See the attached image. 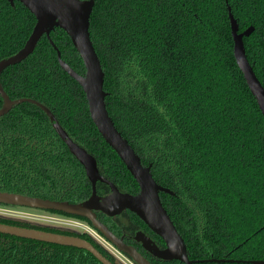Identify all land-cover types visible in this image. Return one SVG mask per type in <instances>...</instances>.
<instances>
[{
    "label": "trees",
    "instance_id": "obj_1",
    "mask_svg": "<svg viewBox=\"0 0 264 264\" xmlns=\"http://www.w3.org/2000/svg\"><path fill=\"white\" fill-rule=\"evenodd\" d=\"M229 8L240 33L254 27L244 45L264 87V0H95L90 35L109 115L155 181L173 192L161 201L188 250L264 258V115L234 56ZM35 25L22 3L0 0V61L24 47ZM51 40L85 75L67 33L56 28ZM57 50L42 37L25 61L2 73L4 91L48 108L102 176L121 193L138 194ZM36 103L16 104L0 118V191L82 203L92 184ZM78 235L116 262L87 233ZM0 264L102 263L85 250L0 234Z\"/></svg>",
    "mask_w": 264,
    "mask_h": 264
},
{
    "label": "water",
    "instance_id": "obj_2",
    "mask_svg": "<svg viewBox=\"0 0 264 264\" xmlns=\"http://www.w3.org/2000/svg\"><path fill=\"white\" fill-rule=\"evenodd\" d=\"M11 5L15 2L22 3L36 18L34 30L24 47L15 55L0 61V95L3 106L0 108V118L8 114L16 104L23 102L36 103L30 99L11 100L1 85L2 73L11 66L25 61L35 50L37 44L46 36L57 50L51 40V33L60 28L70 37L75 49L82 58L86 73L80 75L62 60L61 53L57 50L61 68L73 78L83 89L89 106L91 119L105 142L117 153L126 168L139 186V193L130 195L121 193L118 188L104 178L98 169L96 159L84 148L76 144L60 126L56 117L45 106L36 103L49 117L56 133L68 147L70 153L84 167L89 181L92 183V195L83 203H70L67 201H51L37 197H29L16 193L0 192V204L27 207L36 210L62 212L71 216L87 219L92 226L101 233L120 252L128 255L136 264H150L134 249L127 247L109 229L97 220L95 211H101L108 216H116L125 210L136 214L152 231L161 237L167 248L160 250L145 236L140 237L145 248L156 257L163 260H180L190 264L186 255V245L180 236L168 212L164 208L160 194L172 195L173 192L159 185L151 173V167L144 166L141 158L135 152L127 139L116 128L109 115L106 106L108 94L104 90L105 73L101 61L94 48L90 35V19L95 6V0H7ZM232 37L234 40V56L238 67L257 99L258 105L264 115V87L250 65L244 38L254 32V27H249L244 32H239V25L231 9L229 8ZM107 184L112 192L106 197L97 195L98 182ZM36 228H25L0 223V234L29 239L60 246L74 247L91 253L102 264L113 263L105 257L91 242L81 238L78 232L55 227H46L36 223H30ZM57 230L67 235L44 229ZM77 234V235H76ZM254 264H263L253 262Z\"/></svg>",
    "mask_w": 264,
    "mask_h": 264
},
{
    "label": "flooded vegetation",
    "instance_id": "obj_3",
    "mask_svg": "<svg viewBox=\"0 0 264 264\" xmlns=\"http://www.w3.org/2000/svg\"><path fill=\"white\" fill-rule=\"evenodd\" d=\"M97 185H102L99 188L100 193H98V189L96 186L97 195L99 197H106L111 194L112 190L107 184L99 181ZM0 192H3V191H0ZM8 193H11V192H8ZM17 208H26V209L36 210L32 208H27V207H18V206L0 204V209H4V211L14 212V210H17ZM40 211H44V210H40ZM45 212H48V211H45ZM48 213H51V212H48ZM95 213L97 216V220L101 222L104 226H106L109 229V231L112 232V234H114V236H116L119 240H121L127 247L134 249L140 256H142L150 264H187L186 262L176 260V259H173V260L160 259L156 257L155 255H153L149 250H147L143 242L140 241L141 236H145L146 238H149L160 250H165L167 246H166L165 241L161 237H159L154 231H152L136 214L132 213L131 211L125 210L116 216H108L102 213L101 211H95ZM54 214L60 215L57 213H54ZM10 215L11 214H1L0 223L13 225V226H17V224H19L20 222L28 223V224L30 223L28 220L19 219V217L16 218ZM69 218H73V217H69ZM81 221H83L89 228L93 229L98 234V236L103 238L115 250H117V252L121 254L129 262V264H136L128 255L120 252L114 245H112L101 233H99L92 226V224H89L84 220H81ZM87 234L89 235V233ZM91 238L93 237L91 236ZM95 242L97 241L95 240ZM105 251L109 255L112 256L114 261L119 262L120 264H123L121 262L122 259L121 261H119L120 259H117L114 256V254H112L110 251H108L107 249H105ZM186 255H187L188 262L190 264H254L253 262H261L264 264V258H260V257H248V256L244 257L236 253H228V252H224V253L221 252L220 254L214 251L196 252V251L188 250L187 245H186Z\"/></svg>",
    "mask_w": 264,
    "mask_h": 264
},
{
    "label": "rangeland",
    "instance_id": "obj_4",
    "mask_svg": "<svg viewBox=\"0 0 264 264\" xmlns=\"http://www.w3.org/2000/svg\"><path fill=\"white\" fill-rule=\"evenodd\" d=\"M1 214H11L12 217H19V219L28 220L30 223H36L46 227L64 228L76 231L78 233H89L102 247L110 251L117 259H122L123 264H129V262L117 252L109 243L91 228H89L83 221L75 218H69L62 215H56L54 213H48L40 210H31L26 208H17L13 211H4L0 209ZM10 215V216H11Z\"/></svg>",
    "mask_w": 264,
    "mask_h": 264
}]
</instances>
